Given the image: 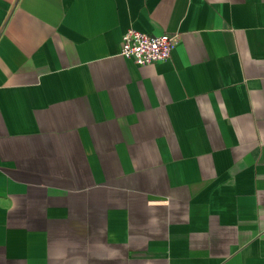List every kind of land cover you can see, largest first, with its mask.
<instances>
[{"label":"crops","instance_id":"crops-1","mask_svg":"<svg viewBox=\"0 0 264 264\" xmlns=\"http://www.w3.org/2000/svg\"><path fill=\"white\" fill-rule=\"evenodd\" d=\"M0 264H264V0H0Z\"/></svg>","mask_w":264,"mask_h":264},{"label":"built area","instance_id":"built-area-1","mask_svg":"<svg viewBox=\"0 0 264 264\" xmlns=\"http://www.w3.org/2000/svg\"><path fill=\"white\" fill-rule=\"evenodd\" d=\"M178 37V33H147L130 27L121 35L119 54L137 65L160 62L170 56Z\"/></svg>","mask_w":264,"mask_h":264}]
</instances>
